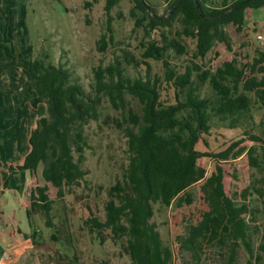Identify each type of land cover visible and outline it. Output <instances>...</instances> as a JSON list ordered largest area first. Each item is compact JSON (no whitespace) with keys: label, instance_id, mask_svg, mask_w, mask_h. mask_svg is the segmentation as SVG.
Returning a JSON list of instances; mask_svg holds the SVG:
<instances>
[{"label":"trees","instance_id":"obj_1","mask_svg":"<svg viewBox=\"0 0 264 264\" xmlns=\"http://www.w3.org/2000/svg\"><path fill=\"white\" fill-rule=\"evenodd\" d=\"M119 1L106 0L105 9H111ZM132 2V11L146 14L149 7L145 0ZM246 9H264V0H219L216 3L212 0H172L166 18L149 19L144 26L146 36L157 27L169 33L174 24H180L181 29L175 32L177 37L169 40L162 31L161 43L153 39L141 43L143 51L138 59L128 57L125 52L124 63L137 67L148 66L147 60L161 61L165 69L163 80L174 91V104L165 105L160 101L161 80L151 79L148 67L144 78L131 79L124 75L120 59L94 70L92 98L85 97L82 87L71 81L67 69L51 64L47 56L25 60L18 55L13 61L0 65V71L8 67L20 68L29 91L33 85L41 86L43 94L34 98L31 105L34 108L42 102L46 105L47 115L36 121L28 135L29 151L23 163L9 168L33 174L40 168L43 183L30 192L27 218L40 211L46 216V226H53L50 212L54 200L47 193L48 185L56 188V197L61 198L63 188L83 179L84 126L89 120H98L99 97H106L112 107L118 109L124 107V95L129 94L138 101L140 112L129 109L125 119L127 125L123 133L127 139L128 163L122 178L108 191L104 220L88 218L86 223L98 232L109 230L130 264H172V252L162 244L156 224L151 221L154 207L191 205L193 198L189 189L202 181L200 192L208 209L177 238L180 252L197 257L203 249L215 247L231 264L236 251L242 248L256 264H264V230L257 223L258 215H264V142L251 136V141L258 146L262 143L260 153L256 146H251L232 154L234 159L245 151L249 166L260 174L239 194L246 203L236 202L226 194L221 166L216 164L214 171L205 178V170L197 165L201 157L228 160L231 150L240 142L217 154L195 149L202 135L209 134L213 118L219 122L229 120L233 127L243 115H250L251 96L264 105V51L257 52L249 69L239 67L235 60L224 61L214 69L204 63L215 45L222 44L231 51L225 28L232 26L240 31ZM143 20L136 18V26ZM182 37L193 39L195 49L189 64L178 72L164 55L168 50H174L177 56L187 54L180 41ZM99 42V49L103 51L106 47L104 36ZM257 75H261L260 78ZM205 85L212 93L201 96L200 89ZM253 204L256 206L252 208ZM23 238L33 241L26 233ZM52 238L55 239L54 235Z\"/></svg>","mask_w":264,"mask_h":264},{"label":"rangeland","instance_id":"obj_2","mask_svg":"<svg viewBox=\"0 0 264 264\" xmlns=\"http://www.w3.org/2000/svg\"><path fill=\"white\" fill-rule=\"evenodd\" d=\"M171 1L145 0L149 7L145 14L132 11V0H120L109 10L105 9L106 0H0V65L13 61L18 55L25 60L47 56L51 64L67 69L71 81L82 87L85 97L92 98L94 70L120 59L124 75L131 79L144 78L148 67L149 77L161 80L160 101L165 105L174 104V91L163 80L165 69L161 61L147 60L148 66L137 67L124 63L125 52L128 57L140 58L141 43L150 39L161 43L162 31L168 40L177 37L175 32L181 29L180 24H174L170 33L159 27L149 36L144 32L150 18L168 16ZM136 18L145 20L136 26ZM225 32L231 51L222 44L215 45L204 61L205 66L214 69L224 61L235 60L239 67L249 69L257 52L264 51V9H246L241 30L228 26ZM102 36L106 47L100 51ZM180 41L187 54L177 56L174 50H168L164 55L178 72L189 64L195 49L193 39L182 37ZM257 76L260 78L261 75ZM209 93L212 92L206 85L200 89L201 96ZM42 94L41 86L33 85L32 90H28L20 68L8 67L0 71V264H130L128 256L114 243L110 231L91 229L86 220L103 221L105 218L108 191L122 178L128 163L127 139L123 133L127 125L125 119L129 109L140 112L138 101L125 94L124 107L115 109L106 97H99L96 105L98 120H89L84 126L83 179L63 188L61 198L56 197L57 189L48 185L47 193L54 200L50 212L53 226L48 228L46 216L40 211L30 219L26 215L31 190L43 183L40 168L35 174L9 170L10 166L23 163L29 151L28 135L36 121L47 115L45 103L35 108L31 105L32 100ZM258 100L251 96L250 118L243 115L233 127L229 120L219 122L213 118L209 134L202 135L195 146L198 152L217 154L240 142L226 161L210 157H201L197 161V165L205 170V178L214 171L216 164L221 166L224 190L236 202L246 203L239 194L260 175L249 166L245 151L232 158V154L241 148L246 150L256 146L257 151H261L262 143L258 146L251 141V136H257L264 142V105ZM74 158L77 159L76 154ZM201 184L202 181L190 187L193 202L189 206L154 207L151 221L156 224L162 244L172 252V264H228L215 247L203 249L197 257L179 250L177 238L185 234L190 224L198 222L208 209L200 192ZM254 204L252 208L256 206ZM257 223L264 230V215H258ZM25 233L32 236L33 241L24 239ZM249 262L256 264L240 248L231 264Z\"/></svg>","mask_w":264,"mask_h":264},{"label":"crops","instance_id":"obj_3","mask_svg":"<svg viewBox=\"0 0 264 264\" xmlns=\"http://www.w3.org/2000/svg\"><path fill=\"white\" fill-rule=\"evenodd\" d=\"M26 241V240H25ZM28 241V240H27ZM8 256V255H7Z\"/></svg>","mask_w":264,"mask_h":264},{"label":"built area","instance_id":"obj_4","mask_svg":"<svg viewBox=\"0 0 264 264\" xmlns=\"http://www.w3.org/2000/svg\"><path fill=\"white\" fill-rule=\"evenodd\" d=\"M260 38V37H259Z\"/></svg>","mask_w":264,"mask_h":264}]
</instances>
